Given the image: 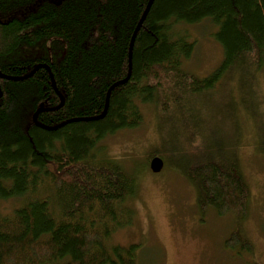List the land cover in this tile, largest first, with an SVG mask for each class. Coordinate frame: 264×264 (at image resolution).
Segmentation results:
<instances>
[{"label": "trees", "instance_id": "16d2710c", "mask_svg": "<svg viewBox=\"0 0 264 264\" xmlns=\"http://www.w3.org/2000/svg\"><path fill=\"white\" fill-rule=\"evenodd\" d=\"M148 2L0 0V72L9 77L0 76V199L21 201L0 215V264H137L133 246H108L131 221L124 200L135 182L103 156L100 141L140 125L142 103L154 104L163 121L157 140L165 147L151 150L147 160L158 156L180 169L201 213L211 208L246 217L250 188L237 154L197 108L232 72L252 80L260 69L264 0H152L129 70L130 39ZM203 19L217 27L222 60L200 77L184 70L194 43L174 28ZM38 63L49 66L64 98L60 107L38 112L45 127L33 114L60 102L47 69L14 79ZM262 135L264 153V128ZM224 244L251 250L239 230Z\"/></svg>", "mask_w": 264, "mask_h": 264}, {"label": "rangeland", "instance_id": "374dc122", "mask_svg": "<svg viewBox=\"0 0 264 264\" xmlns=\"http://www.w3.org/2000/svg\"><path fill=\"white\" fill-rule=\"evenodd\" d=\"M216 30L209 19L175 26V32H186L194 43L184 70L203 77L220 64L222 48L213 36ZM242 76L239 79L238 73L232 72L205 96L197 113L203 115V123L216 124L223 142L237 154L250 188L246 217L237 220L233 213L218 215L211 208L201 213L196 190L180 169L164 161L160 172L150 170V151L165 147L157 140L163 121L154 104L142 103L140 125L115 131L100 141L103 156L131 173L135 182L134 192L124 200L133 211L131 221L111 235L110 248L133 246L137 264H264V60L253 82ZM210 108L211 114L205 112ZM20 203L17 198L0 199V215L10 214ZM238 230L250 243V252L224 244Z\"/></svg>", "mask_w": 264, "mask_h": 264}, {"label": "water", "instance_id": "95a60500", "mask_svg": "<svg viewBox=\"0 0 264 264\" xmlns=\"http://www.w3.org/2000/svg\"><path fill=\"white\" fill-rule=\"evenodd\" d=\"M151 2H152V0H149L147 6H146V8H145V10L143 11V13H142V15H141V17H140V19H139V21H138V23H137L135 29H134V31H133V33H132L131 39H130V44H129V70H130V65H131V50H132L133 40H134V37H135V34H136L137 30L139 29V27H140V25H141V23H142V21H143L145 15H146L148 9H149V6H150ZM40 67H43V68L47 69V71H48V73H49V75H50L51 82H52V85H53V87H54V90H55L56 94L58 95V97H59V99H60V102H59V104H58L57 106H54V107H51V108H44V107L40 106V107L35 111V113L33 114V116H32V120H33V122H34L36 125H38V126L45 127L44 125H42V124L37 120V114H38V112H39V111H44V110H53V109H56V108L60 107V106L63 104V101H64L63 96L61 95V93H60V92L57 90V88L55 87L54 79H53V76H52V73H51V70H50L49 66H48L47 64H45V63H38V64H37V65H36V66H35V67H34L29 73L25 74V75L22 76V77H16V78H14V79L26 78V77L32 75V73H33L35 70H37L38 68H40ZM128 75H129V73H128ZM0 76H2V77H4V78H9L8 76L4 75V74L1 73V72H0ZM122 81H123V80H122ZM118 83H120V81H119ZM118 83H117V82L114 83V84L108 89V91H107V96H106L105 107H104L102 113H101L99 116H97V117H102V116L105 114L106 109H107V104H108V96H109V92H110L111 88L114 87V85H117ZM0 96H1V90H0ZM163 164H164V163H163V159H162V158H160V157H158V156H154V157L150 160V162H149V168H150V170H151L153 173H158V172H160L161 169L163 168Z\"/></svg>", "mask_w": 264, "mask_h": 264}]
</instances>
